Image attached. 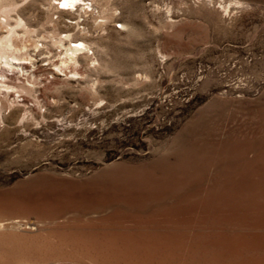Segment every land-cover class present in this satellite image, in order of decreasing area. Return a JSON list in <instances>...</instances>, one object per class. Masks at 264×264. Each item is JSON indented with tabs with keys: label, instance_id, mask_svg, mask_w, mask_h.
<instances>
[{
	"label": "rangeland",
	"instance_id": "374dc122",
	"mask_svg": "<svg viewBox=\"0 0 264 264\" xmlns=\"http://www.w3.org/2000/svg\"><path fill=\"white\" fill-rule=\"evenodd\" d=\"M80 1L62 10L58 0H0V16L30 30L13 52L35 75L8 69L6 83L36 82L31 95L0 82V264H264V143L261 158L170 154L201 121L207 135L255 134L264 0ZM79 40L87 48L57 69ZM162 155L177 159L168 183H179L146 201L153 214L85 212L88 195L144 178ZM40 194L64 201L43 207Z\"/></svg>",
	"mask_w": 264,
	"mask_h": 264
},
{
	"label": "bare ground",
	"instance_id": "6f19581e",
	"mask_svg": "<svg viewBox=\"0 0 264 264\" xmlns=\"http://www.w3.org/2000/svg\"><path fill=\"white\" fill-rule=\"evenodd\" d=\"M78 1H80V0H58V3L61 2L60 3L62 5L61 9L64 10L68 6H71V5L73 6ZM15 26H20L21 28L24 29V33H22L24 36L20 37V34L17 33L15 30ZM15 26L12 27L9 25L8 17L6 15V13L3 16H0V28L5 27L7 29L6 31H8V33H9L8 35L0 36V82H1V86L3 87L1 89V91L9 92L10 89H12V88L20 87L22 89V91H25L26 94L31 95V93L33 92V87H34L36 82L27 80L29 85L27 84L28 86H26L23 84H19V85L18 84H15V85L8 84V83H6V80H5V79H8L6 72H5L8 69L9 70L10 69L11 70L12 69H17V70L19 69L22 73L23 72L27 73L28 78L29 77L35 78V75L32 73H29L28 70L26 69V63L28 62L26 60V57H23L21 53L17 54V53L13 52V51H15V52L20 51L21 52L26 47V45L24 43L25 34H27L30 30L28 27H26L25 23H23V22L17 23ZM34 46L37 47V45H35V44H34ZM85 48H87V45L85 42H83L81 40L70 41V45H68V47L66 48V51H65V58L63 60H61L59 64L55 65L56 68L59 70H62V67L67 65L70 61L75 62L74 56L76 55V53H82ZM34 99H35L34 101L38 103L37 96H34ZM22 100L26 101L25 98H23ZM10 102L13 103V102H15V100L13 99ZM256 115H257L256 120H255L256 124H255V128L253 130L255 132V134L249 135V136L242 135L243 130H240V129H233V130L230 129V132L226 131L227 133H225L217 126H211L212 133L210 135H207L204 132V126L206 124H202V121H201V123L200 122L194 123L193 126H190L191 128L189 130V133H186V135L181 134L180 136H178L174 140V142L172 144L173 149H172V151H170L171 158H238L239 159V158H248L247 153L251 150H253L255 152L254 158H261L262 157L261 153H259L254 148H257L258 145H261L264 143V110L263 109L259 110ZM199 130H202V131L198 132ZM220 133H222L224 136L221 137ZM167 160H168V158L165 155H162V156L158 157V160L156 162L150 163L148 166L147 165L142 166L140 171H144L142 173H145V176L142 179H140V177H138L135 180L134 179L132 180L131 178H128V177L125 178L124 177V178L118 180V178H119L118 177L117 180L113 181L112 183H108L109 185H105V187H103V188L101 186L99 188V190L96 189L97 192L95 191V193H94V195H92V197H90L88 195V199H89V201H91V203H89L90 205L88 204L89 206L86 207L85 212H87V213L94 212L95 213V212H101L103 210L110 208V209H112V211L110 213H108V215L106 214L107 215L106 220L107 219L118 220V221L122 220V222L125 220L126 221H132V220H137V219L138 220L143 219L144 217H147V215L153 214L152 206H145L146 201L150 202L151 200L156 199V196L160 190H161L160 192H162V194H165L164 192L166 191V189L168 190L169 188H172L173 185H174V187H176L175 181L178 182V180L174 179V181L172 183H168V181L171 180V177L177 176L176 172H175L177 170L176 169L177 164L175 163L177 161V159L174 162H166ZM180 168L181 167L178 166V169H180ZM111 170H113V169H111ZM138 170H137V172H138ZM170 170L172 172H174V174L171 173ZM107 173H108V171H107ZM108 177H109V175H108ZM176 178L178 179V177H176ZM138 183H139V185H138ZM145 184H148L149 186H145ZM139 186L142 187L141 191L138 189ZM150 186H152V187H150ZM176 190L178 191V189H176ZM35 192H37V191H35ZM36 199L38 200L39 205L41 204V205H43V207L45 204H51V205L57 204L61 200V199L59 200V198L56 196H52V195L45 196L42 194H40L38 196V198H36ZM31 202H33V201H31ZM120 203H125V204H122V206L120 207L119 206ZM61 205H63V204H61ZM126 205H130V206H126ZM55 206H58V205H55ZM60 208H62V207L59 206L56 213L54 211L53 217H55L57 219L60 218L59 215L60 214L62 215V213H63V212H61L63 209H60ZM170 208H171V206H165L164 205V207H159V210H157V211L159 212V211H161V209L170 211ZM184 208H186V207H184ZM70 209H68V210H70ZM82 210H83V208H82ZM150 212H152V213H150ZM65 213H66V211H65ZM87 213H85V214H87ZM83 214H84V211H83ZM51 220H52V218H51ZM124 234H125V232H124Z\"/></svg>",
	"mask_w": 264,
	"mask_h": 264
}]
</instances>
